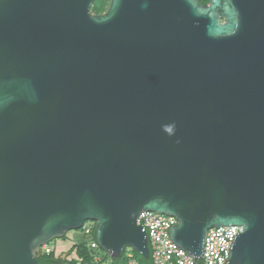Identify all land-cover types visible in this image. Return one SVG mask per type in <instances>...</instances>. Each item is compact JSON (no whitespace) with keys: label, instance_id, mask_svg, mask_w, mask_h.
<instances>
[{"label":"water","instance_id":"1","mask_svg":"<svg viewBox=\"0 0 264 264\" xmlns=\"http://www.w3.org/2000/svg\"><path fill=\"white\" fill-rule=\"evenodd\" d=\"M0 0V264L95 222L149 257L143 210L194 258L264 264V0Z\"/></svg>","mask_w":264,"mask_h":264},{"label":"built area","instance_id":"2","mask_svg":"<svg viewBox=\"0 0 264 264\" xmlns=\"http://www.w3.org/2000/svg\"><path fill=\"white\" fill-rule=\"evenodd\" d=\"M176 222L177 219L173 215L151 210H143L138 215L136 223L142 224L146 232L152 264H225L234 235L242 231V227L235 224L208 228L204 237L202 255L194 258L170 238V227ZM80 229L88 237L89 247L99 248L95 240V222L87 220ZM50 250L49 244H43L39 253H48ZM124 252L127 264H139L131 248H126ZM101 258L100 255L93 256V260L98 264H109Z\"/></svg>","mask_w":264,"mask_h":264},{"label":"trees","instance_id":"3","mask_svg":"<svg viewBox=\"0 0 264 264\" xmlns=\"http://www.w3.org/2000/svg\"><path fill=\"white\" fill-rule=\"evenodd\" d=\"M202 3H207L208 0H201ZM108 5V0H93L90 11L93 13H101L105 11L106 6ZM95 232V229H94ZM51 250L48 253H38L37 261L38 264H84L85 262H95L93 260L94 252L96 249H91L88 245V241H78L74 243L69 250L67 251V256L65 258H60L52 249V246L49 243ZM135 257L139 261V264H152L151 258H143L138 252L132 250ZM74 253V256L73 254ZM68 254H71L70 257ZM72 256V257H71ZM108 258L107 262L109 264H127L126 253L123 251L121 255L117 258H112L104 254ZM102 257V256H101ZM102 259V258H101ZM102 261H104L102 259ZM98 264V262H96Z\"/></svg>","mask_w":264,"mask_h":264},{"label":"rangeland","instance_id":"4","mask_svg":"<svg viewBox=\"0 0 264 264\" xmlns=\"http://www.w3.org/2000/svg\"><path fill=\"white\" fill-rule=\"evenodd\" d=\"M109 3V0H108ZM108 6V5H107ZM106 6V8H107ZM105 8V9H106ZM93 13V12H92ZM88 239L87 236H85L81 229H73L69 230L65 236L61 238L54 239L50 242V245L52 246L53 251L60 256V258H65L67 256V251L69 248L78 241H86ZM74 256V253H72ZM105 252L98 248L96 249V252H94V255H100L102 256V259L105 261L108 258L104 256ZM69 257L71 254H68ZM72 257V256H71ZM65 264H69L68 262ZM79 264V263H78ZM84 264H97L96 262H85Z\"/></svg>","mask_w":264,"mask_h":264},{"label":"flooded vegetation","instance_id":"5","mask_svg":"<svg viewBox=\"0 0 264 264\" xmlns=\"http://www.w3.org/2000/svg\"><path fill=\"white\" fill-rule=\"evenodd\" d=\"M200 2H201V0H200ZM202 3V2H201Z\"/></svg>","mask_w":264,"mask_h":264}]
</instances>
